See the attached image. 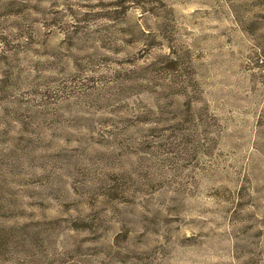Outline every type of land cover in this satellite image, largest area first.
<instances>
[{
    "label": "rangeland",
    "instance_id": "obj_1",
    "mask_svg": "<svg viewBox=\"0 0 264 264\" xmlns=\"http://www.w3.org/2000/svg\"><path fill=\"white\" fill-rule=\"evenodd\" d=\"M0 264H264V0H0Z\"/></svg>",
    "mask_w": 264,
    "mask_h": 264
}]
</instances>
